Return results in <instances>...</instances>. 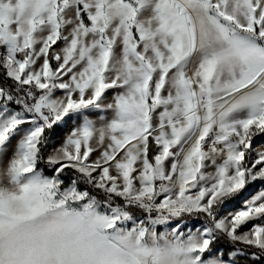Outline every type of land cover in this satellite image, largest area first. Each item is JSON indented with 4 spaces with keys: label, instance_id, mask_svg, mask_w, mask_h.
<instances>
[{
    "label": "snow or ice",
    "instance_id": "snow-or-ice-1",
    "mask_svg": "<svg viewBox=\"0 0 264 264\" xmlns=\"http://www.w3.org/2000/svg\"><path fill=\"white\" fill-rule=\"evenodd\" d=\"M258 135L264 0H0V264H264Z\"/></svg>",
    "mask_w": 264,
    "mask_h": 264
},
{
    "label": "rangeland",
    "instance_id": "rangeland-1",
    "mask_svg": "<svg viewBox=\"0 0 264 264\" xmlns=\"http://www.w3.org/2000/svg\"><path fill=\"white\" fill-rule=\"evenodd\" d=\"M261 144H264V135H258L253 138V146L258 150V151H264V148H261ZM238 205L233 203L229 205L230 209H234Z\"/></svg>",
    "mask_w": 264,
    "mask_h": 264
}]
</instances>
